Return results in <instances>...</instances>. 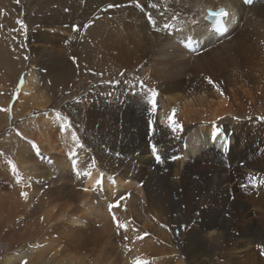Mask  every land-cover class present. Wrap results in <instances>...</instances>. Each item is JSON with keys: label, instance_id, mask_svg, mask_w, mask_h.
Here are the masks:
<instances>
[{"label": "bare ground", "instance_id": "obj_1", "mask_svg": "<svg viewBox=\"0 0 264 264\" xmlns=\"http://www.w3.org/2000/svg\"><path fill=\"white\" fill-rule=\"evenodd\" d=\"M1 1L5 13L0 15V21L7 33L11 31L14 14L8 8L10 0ZM60 1L63 5L54 15L45 14L35 20L30 29L32 43L30 48L27 46L30 56L22 58V63L26 59L30 64L20 93L12 104V116L25 91L28 95L24 113L34 108L40 110L47 104V97L35 94L40 68L52 72L53 82L74 70L65 55L68 46L57 45L61 41L58 37H62L57 31L72 34L80 42V48L72 45L79 48L75 50L80 78L93 74L101 83L92 95L86 118L90 129L82 136L92 157H83L80 162L81 154L76 152L82 148H79L78 132L69 124L62 129L67 121L54 113L29 117L19 126L20 132L38 146L39 155L28 140L18 138L13 144L11 139L18 137L13 132L3 140V144L9 145L10 157L0 156V264H19L20 261L23 264L51 261L64 264L56 259V253L63 252L59 244L62 238L58 236L60 242L52 245L54 234L64 228L61 231L79 237L89 230L62 222L60 214H51L48 209L40 214L46 200L60 209L61 200L74 204L83 202L93 189L100 194L109 189L113 195L122 178L141 183L147 207L159 218L170 220L169 202L174 189L185 209L182 214L172 216L175 223L189 214V228L198 234L219 235L227 230L230 215L238 218L245 213L244 200L251 201L254 192L250 189L251 192L247 191L241 198L237 196L238 182L231 183L237 178V171L240 168L253 171L255 176H251L257 188H264L263 162L255 155L247 136L249 130L237 118L245 114L244 111H250L249 99L254 96L256 99L258 95L264 97V0ZM109 4L114 6L109 8ZM219 7L226 11L221 19L223 31L205 20L207 9ZM236 19L241 21L240 27L233 25ZM166 25L172 27L173 32L184 34L190 28L192 32L185 38L180 35L182 45H178L172 41ZM230 27L232 31L228 32ZM14 32L16 34L10 33V37L16 36L15 39L5 40L6 43L0 41V55L12 57V53L19 55L26 51L21 31ZM15 42L18 49L13 48L15 44L11 46ZM183 43L188 44L189 52L198 55H187ZM184 64L189 66L175 72L169 70L178 66L184 68ZM137 76H140L139 81H136ZM2 89L5 88L0 84V129L8 121L9 97ZM170 115L180 128L173 130ZM149 120L153 122L151 131ZM129 123L134 129L129 145L111 142L109 134L127 131ZM214 127L221 129L215 138ZM73 133L79 143L73 140ZM153 144L161 154L163 162L160 164L151 154ZM73 150L78 160L68 156ZM173 156L177 158L172 159ZM73 159L77 162L76 169ZM197 161L205 163L204 166L194 168ZM158 169H161L159 173ZM202 170L207 173L205 181L191 186L188 176ZM26 180L36 183L28 185ZM97 180L101 181L98 186ZM155 180H160V184ZM233 189L235 195L231 201L229 194ZM262 191L260 196L264 197ZM22 192L25 195H21ZM34 202L40 208L37 215L32 208H27ZM76 207L78 204L74 212ZM68 215L69 218L74 216ZM20 218L26 221L22 234L31 241L13 246L10 237L14 223ZM72 222L76 224V218ZM255 226L252 222L245 228L254 232ZM212 237L214 239V235ZM13 247L20 248L11 251ZM68 260L69 264H76L74 255L70 254Z\"/></svg>", "mask_w": 264, "mask_h": 264}, {"label": "rangeland", "instance_id": "obj_2", "mask_svg": "<svg viewBox=\"0 0 264 264\" xmlns=\"http://www.w3.org/2000/svg\"><path fill=\"white\" fill-rule=\"evenodd\" d=\"M8 1H6V3ZM67 1L70 2L71 0H66V2ZM8 3V6L10 5L8 8L11 9L10 12L14 14V18L12 20V25L10 26L11 31L7 33L3 31L0 21V41L3 40V42H5V40L7 41L8 39H15L16 36L10 37V33L16 34L14 31L17 32L19 30L22 33L21 36H23L26 51L23 52L25 54L21 53L19 55L12 53V57L0 55V84L5 88L4 90L2 89V91H6V96L9 97L7 112L8 121L2 129H0V156L9 159V150H7L9 145L7 146L6 144H3V140L12 132L18 136L11 139L13 144L15 143V140L19 138L20 140H28L29 143L33 145L30 138L19 130V126L22 123H26V120L29 117L34 118L43 113H54L58 117L64 118L67 123L78 132L77 134L81 139L79 143L81 146H79V148H82L76 149V152L81 154L79 156L80 162L83 161V157L89 159V155L90 157H92V155L84 144L82 136H84L85 132L90 129L87 124V115L90 104L93 101L92 95L95 90L97 91V87H99L101 83L95 80V76L92 77L93 74H89V77L80 78L78 72V54L77 50H75L80 48V42L79 39L72 34H70V36L69 33L57 31L62 35V37H58L61 41H58L57 45L64 44L68 46V51H66L65 55L70 60L71 66L74 67V70L68 73L60 81L53 82L51 80L52 72H47L40 68L38 74V88L35 94L36 96L44 95L47 97V104L40 110L34 108L27 114L24 113V104L27 101L26 98L28 95L25 91L23 92V98L20 99V102H18L14 108L16 114H14V117L12 116V104L20 93L21 86L27 75V69L30 64L26 59L25 62L22 63L23 56H30L29 46H31L32 43L30 40V29H32L33 25L36 23L35 20H38L45 14L47 16L54 15L56 9H60V5H63V3L61 4V1L59 2V0H10ZM3 6L4 5L0 0V15L5 13L3 10L5 9V6ZM96 17H98V15L94 16V19ZM18 21H21L22 24L18 23ZM235 22L233 21V25H239V27L242 25L241 21L237 19ZM90 23H92V20ZM231 28L232 27L229 28L228 32L232 31ZM166 30H168L169 35L172 37V41H175L178 45H182L179 37L180 35L185 38L192 32V28L184 31V34H182L183 32L181 31L173 32V28L170 26H168ZM63 33L65 34L63 35ZM193 36L196 37L195 34H193ZM12 44L11 46L16 45L13 48L18 49V43L15 42ZM72 45L79 48H74ZM183 46L188 50H186L187 55H198L189 52L190 49L188 48V44L183 43ZM73 57L75 60H73ZM21 64L23 67L20 66ZM183 66L184 68L178 66L176 69L171 68L169 70L175 72L176 70L178 71V69L183 70L189 65L184 64ZM133 74L138 75L137 72H133ZM121 75L122 74H120V76ZM139 77L140 76L136 77V81H139ZM94 83L96 85H94ZM39 88L40 90L38 91ZM258 96H256L255 99V96L254 98H251L250 94L251 99L248 101L250 103V111H244L245 114H241L237 116V118L238 122L242 125L244 124L246 127L245 129L249 130L250 133H248L247 136L252 141V147L255 151L256 157L258 158V156H260L258 159L263 162L262 166L264 168V97L261 95ZM129 124L130 128L127 131H119L112 135L109 134L111 142L118 144L121 142L125 145L128 144L131 137L133 138L134 136L133 124ZM243 136L245 138V135ZM11 142H9V144H11ZM74 158L78 160L76 155H74ZM193 160L194 158L191 159V161ZM204 164L205 163L197 161V163H194V168L204 166ZM146 167L147 166L145 165L144 168ZM233 167L234 166L232 165L231 169H233ZM161 169L163 170L162 167ZM161 169L157 170L158 173ZM252 172L253 171H247L244 168H240V170L237 171V178L232 180L231 183L234 185L238 182V184H236L238 186L237 188H239L237 194L238 197L241 198L247 191L251 192L250 189H254V192L251 193V201L248 202L244 200L246 202L244 203L245 213L238 218H235V216L231 214L227 230L221 231V234L219 235H216L215 233L201 235L196 231L194 232L191 230L189 228V225H191V216L189 214H186L184 216L185 218L176 223L173 221L174 219L172 216L174 217V215L182 214V212L185 211L181 203V198L179 197L180 195L174 189L171 191L169 202V214L171 215V218L167 221L164 217L159 218L155 211L150 210L149 207H147V200L145 199L143 187L140 182L123 178L116 186L113 195L110 194L109 189H104L101 194L97 193L96 189H93L89 197L83 200V202L79 201L78 203H75L76 205L78 204V207H76L78 211L75 209L74 212L76 205L72 201L61 200L60 203H62V207L56 209L57 204L52 201L50 202L48 199L45 202L46 206L42 208L40 214L48 209L51 214L54 212L57 213V215L60 214L61 217L59 220L62 222L75 227L82 226L89 230L83 235H79V237L75 234L71 235L65 231H61L64 228L60 230L59 234H54L52 245L55 243L56 246V243L60 242V240H57L58 236L62 238V241L59 244L61 245L60 248H63V252L56 253V259L64 264H69L68 259L70 254L75 256L76 264H133V261L146 262V264H264V199L260 200V198H264L260 196L261 193H263L262 190H264V188H257L256 183L254 182L255 180L251 176L253 175ZM30 178L33 179V177ZM188 178V181L192 183V186L196 182L199 183L205 181L204 179L207 178V173L204 170L196 171V173L194 172V174L188 176ZM156 179H158V177ZM155 181L157 184H160V180ZM26 182L28 185H32L35 181L26 180ZM234 193L235 189L229 194V197L231 196L229 198L231 201L233 200V195H235ZM28 194L27 197L29 196ZM122 196L125 197V199L120 201L119 206L110 212L108 205L110 203H116V201H119ZM126 197L129 198V200ZM27 208H32L31 210H34L36 215L40 211L37 202L29 204ZM70 213L74 215L71 218H69L68 215ZM113 214L118 218L119 222L126 227L118 228L116 223L112 220ZM73 218H76V224L72 222ZM252 222L256 225L254 232L245 228ZM25 223L26 221H22V218L14 223L15 227H13L14 230L10 237L13 246L17 243H19L18 246H23V244H28L31 241H27L26 236L24 237L22 234ZM256 230L260 232H255ZM0 232L2 231L0 230ZM145 233L147 235H145ZM106 234L110 237L106 238ZM213 235L214 239L212 237ZM1 240L4 241L2 238ZM30 245H34V243H31ZM80 245L82 246L80 247ZM50 247L51 245H49V248ZM18 248L20 247H13L11 251ZM1 255L2 254H0V256ZM20 262L19 264H23V262ZM49 264H55V262L51 261Z\"/></svg>", "mask_w": 264, "mask_h": 264}, {"label": "snow or ice", "instance_id": "obj_3", "mask_svg": "<svg viewBox=\"0 0 264 264\" xmlns=\"http://www.w3.org/2000/svg\"><path fill=\"white\" fill-rule=\"evenodd\" d=\"M113 6L114 5H112V4H109L108 5L109 8H111ZM18 23H21L22 24L21 21H18ZM88 26L89 25H85V27H88ZM166 27H167V25H166ZM73 28L75 29L76 26L74 25ZM221 30L223 31L225 29H221ZM73 60H75L74 57H73ZM208 82L209 83H212L211 79H209ZM155 95H156V93H155V91H153V93H152L153 98L155 97ZM155 110H156L155 109V104L153 103L152 111L155 112ZM168 119H169V123H170L171 127L173 128V130H176V129L180 128V125L179 124H176V123L173 122V118H172L171 115L168 117ZM152 124H153V122L151 120H149L148 121L149 131L152 130ZM67 127H68V123L67 122L64 125L61 126L62 129L63 128H67ZM220 131H221V129L219 127H214L213 128V133H212L213 134V137L215 138L220 133ZM72 138H73L74 141H76L77 143H79V141H78L75 133L72 134ZM225 143H227V142H225ZM33 145H35V144L33 143ZM34 149L37 151V154L39 155V149H38V146L37 145H35ZM151 154L154 157L155 162L157 164H160V163L163 162L162 157H161V154L158 153L157 147L154 144L151 145ZM74 155H75V151L74 150L68 153V156L70 158L73 157ZM176 158L177 157H175V156L172 157V159H176ZM76 163H77L76 160L73 159L72 160V164H73V167L74 168L76 166ZM13 171H15V170H13ZM100 184H101V181L100 180H97L96 181V185L98 186ZM85 191H87V189H85ZM21 195H25V193L22 192ZM124 199H125V197L122 196V197H120V200L119 201H116V203H114V204L113 203H110L108 205L109 211L111 212L113 209L117 208L119 206L120 201H122ZM112 220H113L114 223H116V225H117L118 228H124V227H126L125 225H123V224H121L119 222L118 218L114 214L112 216ZM145 235H147V234L145 233ZM133 264H146V262L133 261Z\"/></svg>", "mask_w": 264, "mask_h": 264}]
</instances>
